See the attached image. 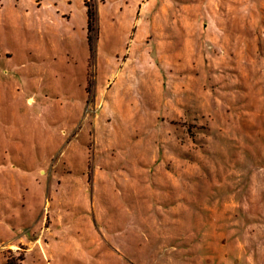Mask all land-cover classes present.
Masks as SVG:
<instances>
[{"label":"rangeland","instance_id":"1","mask_svg":"<svg viewBox=\"0 0 264 264\" xmlns=\"http://www.w3.org/2000/svg\"><path fill=\"white\" fill-rule=\"evenodd\" d=\"M92 3L0 0V264H264V0Z\"/></svg>","mask_w":264,"mask_h":264},{"label":"trees","instance_id":"2","mask_svg":"<svg viewBox=\"0 0 264 264\" xmlns=\"http://www.w3.org/2000/svg\"><path fill=\"white\" fill-rule=\"evenodd\" d=\"M86 7V38L90 54L95 52V44L99 35L98 12L92 0H83Z\"/></svg>","mask_w":264,"mask_h":264},{"label":"crops","instance_id":"3","mask_svg":"<svg viewBox=\"0 0 264 264\" xmlns=\"http://www.w3.org/2000/svg\"><path fill=\"white\" fill-rule=\"evenodd\" d=\"M83 5H84V1H83ZM84 7H85V5H84ZM85 9H86V7H85ZM18 241L21 242V243H23V244L28 243V241H26V237H20V239ZM37 241H39V239ZM27 249H29V247ZM28 251H27V253H28ZM24 264H28L26 260H24Z\"/></svg>","mask_w":264,"mask_h":264}]
</instances>
